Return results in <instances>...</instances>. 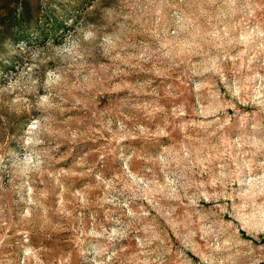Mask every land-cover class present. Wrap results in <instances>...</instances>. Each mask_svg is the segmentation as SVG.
I'll return each mask as SVG.
<instances>
[{"label": "rangeland", "instance_id": "rangeland-1", "mask_svg": "<svg viewBox=\"0 0 264 264\" xmlns=\"http://www.w3.org/2000/svg\"><path fill=\"white\" fill-rule=\"evenodd\" d=\"M24 2L0 264H264V0Z\"/></svg>", "mask_w": 264, "mask_h": 264}, {"label": "trees", "instance_id": "trees-1", "mask_svg": "<svg viewBox=\"0 0 264 264\" xmlns=\"http://www.w3.org/2000/svg\"><path fill=\"white\" fill-rule=\"evenodd\" d=\"M3 1L0 0V4ZM13 4V8L8 9L5 14L0 16V25L7 35H12L11 39L13 43H16L18 39H28L25 36H21V34L26 25L31 26L33 24V19L28 15L30 10L25 8L26 2L24 0H13ZM14 47H16L15 44Z\"/></svg>", "mask_w": 264, "mask_h": 264}]
</instances>
